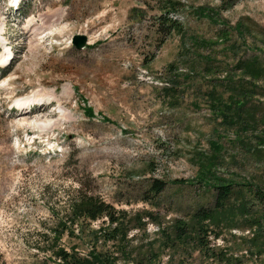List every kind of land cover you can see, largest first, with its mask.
<instances>
[{
    "label": "rangeland",
    "instance_id": "obj_1",
    "mask_svg": "<svg viewBox=\"0 0 264 264\" xmlns=\"http://www.w3.org/2000/svg\"><path fill=\"white\" fill-rule=\"evenodd\" d=\"M18 7L0 0V59L15 56L0 76V264H62L46 249L57 237L83 255L97 246L108 264H264V82L239 113L245 97L225 86L250 79L239 61L264 59V0ZM27 98L44 103L20 112ZM214 185L232 198L199 220L216 209ZM79 186L125 212V243L95 241L105 219L55 231ZM147 211L155 219L140 221Z\"/></svg>",
    "mask_w": 264,
    "mask_h": 264
},
{
    "label": "trees",
    "instance_id": "obj_2",
    "mask_svg": "<svg viewBox=\"0 0 264 264\" xmlns=\"http://www.w3.org/2000/svg\"><path fill=\"white\" fill-rule=\"evenodd\" d=\"M177 20L178 19L174 17H165V21L169 23L168 25L170 30H172V28H176ZM237 67L241 69V71H243L244 74L250 79L247 81H236L234 79L227 78L225 80V86H227L229 90L238 92L245 97L244 102L238 105L239 111L237 113H239L241 109L247 105L246 103L248 101L246 100L249 97V93L251 94L255 92L257 85H255L254 81L261 80L264 82V59L254 55L249 59L239 61ZM211 97L214 98L213 92L211 93ZM86 111L89 115H93L92 108H87ZM244 113L246 114L245 117H243L241 114V116H239L242 121L253 118L254 107L245 110ZM200 181L204 182L202 179ZM166 184L167 182L165 180L157 178L152 183L151 191L158 195L164 190ZM213 187L218 190L215 205L216 209H213V211L199 209L196 213V217L199 220L205 221L210 219L217 209L223 208L225 204L228 203L232 198L233 191L231 190L230 185H214ZM124 216L125 212L117 210L113 204L107 202L98 195L86 192L82 186H79V188L74 190L73 194L71 195L69 208L67 215L65 216L66 220L61 219L59 222L62 224V229L55 231H60L61 233L59 234L61 235L64 231L70 229L71 233H74L75 224H79L81 221H89L91 223L92 221L105 219L103 220V223L108 224L106 226L107 228L101 226L98 231L94 230V233H97L96 236L94 235L95 241L99 242L103 237V240L107 243L109 241H116V243H118L120 246L121 244L125 243L128 236L127 231L122 229L124 224L122 219ZM137 218H139L140 221H143L145 218H149L151 220L155 219L154 213L152 211L144 212L143 214L138 215ZM68 223H70V225ZM138 226L140 227L141 225L138 224ZM83 228V225L79 226V231L82 232ZM174 228L175 236L177 238L182 239L188 234L187 224L181 222V219L175 221ZM58 239L59 237L54 238L52 245L50 246L51 248L49 247L46 249L49 250L56 259L60 260L62 264H108L110 262L109 255H107L105 252L98 251L97 246H93V249L87 255H83L79 253L76 248H72L71 251H68L58 243Z\"/></svg>",
    "mask_w": 264,
    "mask_h": 264
},
{
    "label": "water",
    "instance_id": "obj_3",
    "mask_svg": "<svg viewBox=\"0 0 264 264\" xmlns=\"http://www.w3.org/2000/svg\"><path fill=\"white\" fill-rule=\"evenodd\" d=\"M88 41V37L86 34H83V33H78V34H75L72 38V42L73 44L78 48V49H81L83 48L86 43Z\"/></svg>",
    "mask_w": 264,
    "mask_h": 264
},
{
    "label": "bare ground",
    "instance_id": "obj_4",
    "mask_svg": "<svg viewBox=\"0 0 264 264\" xmlns=\"http://www.w3.org/2000/svg\"><path fill=\"white\" fill-rule=\"evenodd\" d=\"M7 57H8L7 55L4 56V57H2V58L0 59V61H3V60L6 59ZM45 99H49V97H46V98H44V97L38 98V96H37V97L35 98L36 101H39V100H45ZM27 103H29V102H28V98H27V100L22 101V102H19L18 104L22 105V104H27ZM25 106H26V105H25ZM25 106H24V107H25ZM22 111H23V112H27L28 110L25 109V108H23Z\"/></svg>",
    "mask_w": 264,
    "mask_h": 264
}]
</instances>
